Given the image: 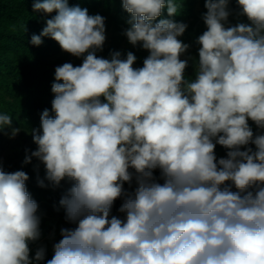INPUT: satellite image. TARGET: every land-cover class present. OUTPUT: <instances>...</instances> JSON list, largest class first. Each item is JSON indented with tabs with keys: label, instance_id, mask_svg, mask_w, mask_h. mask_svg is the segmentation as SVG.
<instances>
[{
	"label": "clouds",
	"instance_id": "1",
	"mask_svg": "<svg viewBox=\"0 0 264 264\" xmlns=\"http://www.w3.org/2000/svg\"><path fill=\"white\" fill-rule=\"evenodd\" d=\"M121 3L124 35L149 52L140 68L131 51L97 56L105 17L68 0L32 5L56 14L30 43L49 37L83 56L80 66L55 68L54 116L42 111L40 129H31L37 148L23 161L43 163L42 188L72 182L59 204L75 227L60 229L46 264H264V134L248 123L264 130V0H237L250 23L228 27L230 0H205L191 80L193 58L181 59L190 45L178 39L188 25L171 19L176 0ZM165 8L169 18L156 22ZM11 125L0 114V132L14 138L20 129ZM217 145L226 158L217 159ZM28 179L0 164V264L45 261V246L30 256L41 217ZM118 199L123 217L112 214Z\"/></svg>",
	"mask_w": 264,
	"mask_h": 264
},
{
	"label": "trees",
	"instance_id": "2",
	"mask_svg": "<svg viewBox=\"0 0 264 264\" xmlns=\"http://www.w3.org/2000/svg\"><path fill=\"white\" fill-rule=\"evenodd\" d=\"M33 2L34 0H0V114L9 115L12 118L11 127L20 129L14 139L9 138L10 128L0 132V158L4 157V162L0 164L7 172L23 170L29 176L26 186L31 197L38 203L37 214L41 217V237L38 241L29 243L30 256L35 255L39 246H45V261L41 264H46V261L52 258L53 244L61 239L60 229L75 227L65 220V210L59 204L72 182L65 178L58 187H53L45 180L47 186L42 188L38 184V178H45L46 169L43 163L34 157L29 164L25 165L23 161L26 154L30 155L37 148L31 129H40L42 111L48 109L50 115L54 116L51 112V102L54 98L51 85L55 79V68L66 62L80 66L83 56L75 57L63 51L58 42L49 37H42L43 43L40 46L30 43L31 36L39 35L46 26V20L56 14L34 12ZM176 2L180 7L177 15L171 19L188 25L185 33L178 39L190 45L183 55L184 59L189 56L193 58L189 60V66L185 70V78L191 80L195 78L200 47L196 41L207 30L202 19L207 9L204 6L205 0ZM68 3L69 6L86 8L89 15L99 14L105 17L106 41L103 50L96 53L97 56L110 59L112 52L119 51L122 58H126L127 52L131 51L137 57L133 67L143 66V60L149 52L140 44L131 45L124 35V31L129 27V14L123 9L121 0H68ZM228 7L231 15L225 27L250 23L246 16L238 15L240 9L237 0H230ZM161 18H169L166 8L156 22ZM248 123L254 134H264V130L258 129L253 121L249 120ZM247 147H252L255 151V145ZM241 150H245L244 147ZM227 151L223 146L217 145V159L226 158ZM154 175L159 178V170H156ZM124 187L129 188L127 183ZM132 187H135L134 183ZM232 190L237 191L234 186ZM121 202L120 199L115 201L113 215L123 217V214L117 211Z\"/></svg>",
	"mask_w": 264,
	"mask_h": 264
},
{
	"label": "rangeland",
	"instance_id": "3",
	"mask_svg": "<svg viewBox=\"0 0 264 264\" xmlns=\"http://www.w3.org/2000/svg\"><path fill=\"white\" fill-rule=\"evenodd\" d=\"M184 58H185V56L182 55V56H181V59H184ZM14 138H15V137H14ZM14 138H13V139H14ZM2 162H4V157H3V156L0 158V163H2Z\"/></svg>",
	"mask_w": 264,
	"mask_h": 264
}]
</instances>
